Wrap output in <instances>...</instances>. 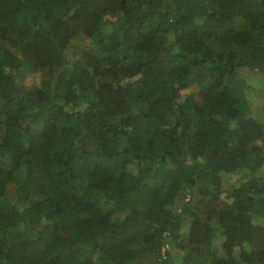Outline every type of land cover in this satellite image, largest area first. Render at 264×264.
Returning a JSON list of instances; mask_svg holds the SVG:
<instances>
[{
    "label": "trees",
    "instance_id": "16d2710c",
    "mask_svg": "<svg viewBox=\"0 0 264 264\" xmlns=\"http://www.w3.org/2000/svg\"><path fill=\"white\" fill-rule=\"evenodd\" d=\"M251 92L264 0H0V264H264Z\"/></svg>",
    "mask_w": 264,
    "mask_h": 264
},
{
    "label": "rangeland",
    "instance_id": "374dc122",
    "mask_svg": "<svg viewBox=\"0 0 264 264\" xmlns=\"http://www.w3.org/2000/svg\"><path fill=\"white\" fill-rule=\"evenodd\" d=\"M250 79H249V82L253 85L254 89H258L259 86L263 83V78L262 77H259L258 74H250L249 75ZM29 81V80H28ZM256 87V88H255ZM197 91V85L196 84H192L189 88H186V89H183L181 91V97L179 99V101H182L183 98L190 92H196ZM250 91H253L250 89ZM253 93L251 92L249 95H252ZM264 98L261 96H259L258 94L256 95H252L251 98L249 99L250 101V106L252 108L253 111H255L257 114H261L263 109H264V106H263V103H264ZM131 169V168H130ZM230 178V176H227L226 178H223V181L226 182L228 179ZM230 180V179H229ZM179 203L174 200L173 201V204L171 205V209L173 210H176V212H179ZM186 217V216H185ZM182 222V221H181ZM189 225V217H186L185 219L183 218V223H182V226L183 227H188ZM222 241H221V238H216L215 240V246L217 247V254L218 255H223V254H226L228 250H225V248H223V245H222ZM229 252V251H228ZM231 253H233V255H235V257H238L239 255V250L238 248H232Z\"/></svg>",
    "mask_w": 264,
    "mask_h": 264
}]
</instances>
